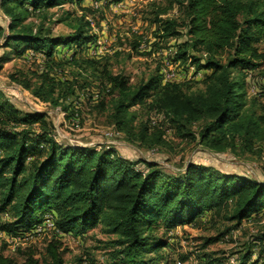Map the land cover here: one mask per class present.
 Returning a JSON list of instances; mask_svg holds the SVG:
<instances>
[{"label": "trees", "instance_id": "1", "mask_svg": "<svg viewBox=\"0 0 264 264\" xmlns=\"http://www.w3.org/2000/svg\"><path fill=\"white\" fill-rule=\"evenodd\" d=\"M172 1L181 18H158L167 14L170 5L157 7L152 22L158 24L159 39L188 36L178 44L174 59H191L197 70H210L201 91L190 92L185 82L162 84L160 68L131 85L124 76L108 70L106 63L101 64L103 56H82L97 37L84 16L69 20L70 13L65 12L57 20L70 27L67 35H53L42 23L26 22L32 13L40 15L82 0H0V9L8 17L6 27L0 25V48L5 49L0 66L28 50L41 54L44 79L32 93L65 112L70 110L69 117L76 110L63 101L75 89L50 73L61 63H78L92 68L96 79L109 85V93H116L114 117L120 128L129 109L142 104L150 114L162 113L166 128L169 125L182 136L191 135V126L199 123L200 143L214 152L256 148L253 142L264 135V109L256 116L253 104L246 108L247 74L243 70H256L264 62V50L258 48L264 40V0ZM61 48L72 54L59 56ZM190 50L205 54L204 62L190 56ZM224 51L229 56L223 63L218 56ZM65 83L55 94L56 85ZM150 114L138 137L155 146L163 143L165 131L162 124L150 125ZM46 117V113L23 112L0 100V213L11 215L10 221L0 222L1 232L28 231L51 213L55 234H83L99 225L104 233L114 235L113 264H168L161 252L176 227L196 225L208 212L216 216V222L232 223L231 228L264 215V181L196 164L175 176L162 172L153 162L128 160L110 146L63 145L54 138V126ZM138 164L146 171L136 168ZM263 241L261 235L247 244L236 258L237 264H256L264 257ZM255 249L257 257L252 260ZM22 254V262L0 254V264H38L33 250ZM46 255L47 264H65L58 241L47 244Z\"/></svg>", "mask_w": 264, "mask_h": 264}, {"label": "rangeland", "instance_id": "2", "mask_svg": "<svg viewBox=\"0 0 264 264\" xmlns=\"http://www.w3.org/2000/svg\"><path fill=\"white\" fill-rule=\"evenodd\" d=\"M170 5L172 7L167 14L159 15L158 18L180 19L181 12L172 0H122L118 3L82 0L79 4L67 3L40 15L32 13L26 22L35 26L42 23L44 27L51 28L53 35H67L71 32L70 27L57 20L66 16L65 12L70 13L69 20L84 16L90 22L91 32L101 42L98 45L103 54L101 64L106 63L107 69L113 74L124 76L128 84L134 85L155 74L161 68L163 58L169 57L171 51L172 56H175L178 44L188 39L185 34L177 38L157 37L158 24L152 22L155 10L157 7L166 8ZM7 22L8 17L0 9V25L6 27ZM135 43H140L136 50L132 48ZM258 48L264 50V40L258 44ZM4 52L5 49L0 48V55ZM69 54H72V50L66 48H61L60 54L58 52L61 57ZM189 55L200 58L202 63L205 60V54L194 50H190ZM82 56H87L85 50ZM228 56L229 51H224L218 57L224 63ZM43 59L41 54H33L28 50L24 56H14L3 63L0 66V100L8 101L23 112L46 113V120L53 124V135L59 143L95 146L98 149L110 146L128 160L153 162L162 172L175 176L180 175L188 165L196 164L239 174L250 180L264 181V135L253 142L254 146L258 145L254 149L241 146L234 151L214 152L200 143L199 123L191 126V135L186 137L168 125V131L164 130L163 143L150 146L138 137L140 128L150 114L144 105L132 106L120 128L114 117L116 93H109V85L96 79L92 68L78 66V63H61L50 74L57 80H67L66 83L75 89L74 95L63 101V104L70 103L75 108L77 121L74 122L75 116H68L70 110L65 112L61 106H53L32 93V88L44 79L41 75ZM188 62L189 59L179 62V67L175 68H184L190 76L192 69H187ZM243 71L247 74L246 108H251L253 104L256 116L261 115L264 109V62L256 70ZM209 73L210 70H202L201 76L191 75L193 78L185 81V88L190 92L203 90L204 77ZM66 83L57 84L54 93L57 94L58 90L67 86ZM262 127L264 128V124ZM108 130L114 131L113 137L105 135ZM136 168L146 171L142 164L136 165ZM10 220L9 212L0 213L1 223ZM231 226L232 223L228 221L216 222V216L208 212L198 224L178 226L169 232V245L161 253L168 264H237L236 258L246 245L264 235V215L252 222L244 221L238 228ZM113 238L114 235L104 233L99 225L83 234L52 233L39 240L30 239L24 243H9L0 236V254L22 262V252L31 249L38 264H47L46 246L49 242L58 241L65 264H113ZM256 257L257 249L252 260ZM256 264H264V257H259Z\"/></svg>", "mask_w": 264, "mask_h": 264}, {"label": "built area", "instance_id": "3", "mask_svg": "<svg viewBox=\"0 0 264 264\" xmlns=\"http://www.w3.org/2000/svg\"><path fill=\"white\" fill-rule=\"evenodd\" d=\"M100 41L96 39L94 42L89 43L87 47L85 48V52H87L88 57H101L103 54H101L100 47ZM176 53V51H174ZM172 56V51L171 55ZM166 57L163 58L161 68L159 70L161 83L165 84L167 82L173 83V82H185L187 79L192 77L191 75L195 76H201L202 70H197L195 68V65L189 62L187 64V69H192L190 73V76L187 75L186 70L184 68H175V66L179 67V62H182L181 59H174V56L172 57ZM193 78V77H192ZM77 121V114L74 117V122ZM162 124V128L166 131H168V128H166L165 125H167V120L164 117L162 113H152L150 115V125H158ZM114 131L108 130L105 132V135L107 137H113ZM56 231V222L54 215L51 213H46L43 216V220L41 223L37 224L34 228L28 230V231H21L16 233L15 235H8L4 232L0 231V236L5 238L7 242L13 243V242H22L28 241L30 239H38L40 237L49 236L50 234L54 233Z\"/></svg>", "mask_w": 264, "mask_h": 264}]
</instances>
